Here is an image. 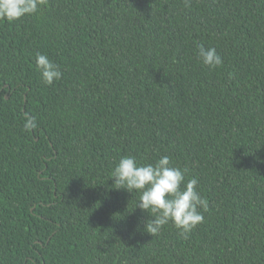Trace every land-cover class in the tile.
I'll return each instance as SVG.
<instances>
[{
    "label": "trees",
    "instance_id": "1",
    "mask_svg": "<svg viewBox=\"0 0 264 264\" xmlns=\"http://www.w3.org/2000/svg\"><path fill=\"white\" fill-rule=\"evenodd\" d=\"M126 155L195 177L203 222L147 233L109 177ZM0 264H264V0H48L0 19Z\"/></svg>",
    "mask_w": 264,
    "mask_h": 264
},
{
    "label": "clouds",
    "instance_id": "2",
    "mask_svg": "<svg viewBox=\"0 0 264 264\" xmlns=\"http://www.w3.org/2000/svg\"><path fill=\"white\" fill-rule=\"evenodd\" d=\"M47 2L48 0H0V19L15 21L26 15H33ZM196 57L209 68L223 63L214 47L198 45ZM35 67L46 85H52L63 74L59 65L43 53H36ZM36 127V117L25 113L24 130ZM109 177L113 178L115 188L138 193L134 207L151 213L144 222V230L151 236L157 235L164 225L171 222L181 236L186 237L204 220L201 209L206 210L207 204L197 190L198 180L195 177L185 180V170L172 166L167 155L144 164L139 163L133 155L121 156Z\"/></svg>",
    "mask_w": 264,
    "mask_h": 264
}]
</instances>
